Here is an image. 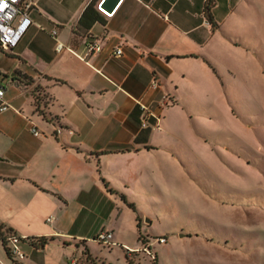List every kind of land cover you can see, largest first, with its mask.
<instances>
[{"label": "crops", "instance_id": "0c3cea01", "mask_svg": "<svg viewBox=\"0 0 264 264\" xmlns=\"http://www.w3.org/2000/svg\"><path fill=\"white\" fill-rule=\"evenodd\" d=\"M32 1L31 28L15 49L0 48L10 105L0 113V223L24 239H55L22 241L17 262L0 240V264H72L105 230L135 249L143 214L133 174L173 152L161 146L167 129H156L164 96L185 114L211 92L222 98L225 57L249 55L240 29L256 0H121L112 15L103 0ZM58 42L70 49L57 52ZM89 42L102 51L89 54Z\"/></svg>", "mask_w": 264, "mask_h": 264}, {"label": "rangeland", "instance_id": "374dc122", "mask_svg": "<svg viewBox=\"0 0 264 264\" xmlns=\"http://www.w3.org/2000/svg\"><path fill=\"white\" fill-rule=\"evenodd\" d=\"M252 9L240 29L249 55L225 57L222 98L211 92L189 114L162 108L156 129L173 152L142 162L129 190L146 242L137 230L135 249L93 240L72 264H264V0Z\"/></svg>", "mask_w": 264, "mask_h": 264}, {"label": "built area", "instance_id": "2783aa9c", "mask_svg": "<svg viewBox=\"0 0 264 264\" xmlns=\"http://www.w3.org/2000/svg\"><path fill=\"white\" fill-rule=\"evenodd\" d=\"M104 1V0H103ZM100 3L99 7L103 3ZM0 3L6 5L4 10L0 12V48L4 51H10L15 49L21 42L24 35L33 25V21L30 17V12L33 9L32 0H0ZM44 30V29H43ZM53 36L56 37L57 31H53ZM68 48L65 44L58 42L56 46L57 52H62ZM87 50L89 54H98L102 51V46L99 42H89L87 43ZM123 54L121 47H118L114 50L113 56L120 57ZM154 88L158 87V83L155 81L153 84ZM172 99L169 95L164 96L163 107H168ZM10 108V105L5 100V89H0V113L7 111ZM143 125H147V120L150 115V112L144 106ZM33 133L35 136L40 134L39 130L36 127H33ZM22 239L17 234L9 235L7 238V247L10 250V253L15 261H23L25 259V254L21 250ZM114 239L112 231H102L94 239L104 244H111ZM140 240V239H139ZM142 241H144V236H142ZM160 242H166V238H160ZM144 251L148 252L152 258L156 261L157 256L152 253L150 247H144ZM127 257H131L133 254H136L137 251L128 250Z\"/></svg>", "mask_w": 264, "mask_h": 264}, {"label": "trees", "instance_id": "16d2710c", "mask_svg": "<svg viewBox=\"0 0 264 264\" xmlns=\"http://www.w3.org/2000/svg\"><path fill=\"white\" fill-rule=\"evenodd\" d=\"M40 112L43 114V116L45 118H48L45 113H43L42 111H40ZM48 120H50V119H48ZM123 199L125 201H127V198L125 196H123ZM129 206L134 211L137 212V208H136L135 204L131 203V204H129ZM13 234H16L15 231H13L11 228L6 227L4 224L0 223V240L3 242L9 257L12 260H14V258L12 257L9 248L7 247V238H8L9 235H13ZM142 236H143V234H142V231L140 230L139 231V239L140 240H142ZM54 239H55L54 237H51V238L44 237V238H39V239L38 238L37 239L36 238H33V239H31V238L30 239H22V241H28L33 246H36V247H39V248H43L46 244H48L50 241H52ZM82 245L84 246L86 252L90 251L89 248L84 243H82Z\"/></svg>", "mask_w": 264, "mask_h": 264}, {"label": "water", "instance_id": "95a60500", "mask_svg": "<svg viewBox=\"0 0 264 264\" xmlns=\"http://www.w3.org/2000/svg\"><path fill=\"white\" fill-rule=\"evenodd\" d=\"M121 0H104L101 6L99 7L100 11L112 15L115 11V8L118 6ZM106 2V3H105ZM105 3V5H104Z\"/></svg>", "mask_w": 264, "mask_h": 264}, {"label": "snow or ice", "instance_id": "6c2138e0", "mask_svg": "<svg viewBox=\"0 0 264 264\" xmlns=\"http://www.w3.org/2000/svg\"><path fill=\"white\" fill-rule=\"evenodd\" d=\"M6 7V5L5 4H3V3H0V12H2L3 10H4V8Z\"/></svg>", "mask_w": 264, "mask_h": 264}]
</instances>
